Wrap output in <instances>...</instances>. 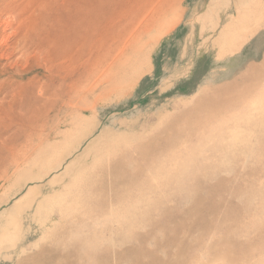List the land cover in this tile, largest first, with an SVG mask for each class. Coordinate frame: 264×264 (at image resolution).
Instances as JSON below:
<instances>
[{"label":"rangeland","instance_id":"rangeland-1","mask_svg":"<svg viewBox=\"0 0 264 264\" xmlns=\"http://www.w3.org/2000/svg\"><path fill=\"white\" fill-rule=\"evenodd\" d=\"M0 264H264V0H0Z\"/></svg>","mask_w":264,"mask_h":264}]
</instances>
